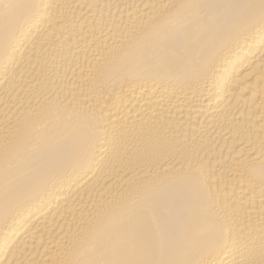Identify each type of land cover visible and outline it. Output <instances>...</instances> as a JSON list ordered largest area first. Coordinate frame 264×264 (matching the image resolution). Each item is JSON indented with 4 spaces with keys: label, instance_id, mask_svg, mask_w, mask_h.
<instances>
[{
    "label": "bare ground",
    "instance_id": "obj_1",
    "mask_svg": "<svg viewBox=\"0 0 264 264\" xmlns=\"http://www.w3.org/2000/svg\"><path fill=\"white\" fill-rule=\"evenodd\" d=\"M0 264H264V0H0Z\"/></svg>",
    "mask_w": 264,
    "mask_h": 264
}]
</instances>
